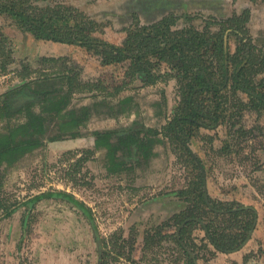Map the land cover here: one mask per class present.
<instances>
[{
	"label": "rangeland",
	"instance_id": "374dc122",
	"mask_svg": "<svg viewBox=\"0 0 264 264\" xmlns=\"http://www.w3.org/2000/svg\"><path fill=\"white\" fill-rule=\"evenodd\" d=\"M29 3L39 7H73L97 22L95 35L116 43L139 21L161 18L160 11L163 15L174 10L179 16L178 27L205 28L209 19L213 21L211 16H231L248 9L250 34L254 43L264 49V0H29ZM65 66L76 67L85 81H96L99 77H104L107 83L113 81L112 72L103 68L98 57L85 48L36 39L19 29L11 16L0 14V96ZM263 76L264 69L259 73L260 78ZM145 78L137 76L120 93L110 86L105 90L98 85L90 87L93 91L87 85V89H78L70 102L71 108L93 105L103 98L111 104L94 109L81 123L79 135L47 137L40 146L3 165L0 264H101L103 238L111 243V239L120 237L130 241L125 243V254L119 260L108 258L113 264H187L171 239H163L160 245L146 251L142 249L149 229L186 206L174 192L188 186L192 174L187 155L166 130L180 104L178 84L167 76L153 84ZM96 89L103 95L94 96ZM128 94L133 99L119 104V99ZM243 114V124L255 128L254 133L239 136L224 124L194 135L191 148L204 160L209 193L215 198L255 207L257 223L243 246L226 254L215 248L204 229L195 227L197 246L193 250L198 255L195 264H264V110L261 114L249 111ZM19 116L11 122L24 118ZM9 120L0 118V131L6 130ZM136 123L157 130L156 135L151 134L156 139L153 153L138 164L128 158L135 165L121 169L113 165L111 152L97 145L94 131L131 127ZM56 128L50 133L56 134Z\"/></svg>",
	"mask_w": 264,
	"mask_h": 264
},
{
	"label": "trees",
	"instance_id": "16d2710c",
	"mask_svg": "<svg viewBox=\"0 0 264 264\" xmlns=\"http://www.w3.org/2000/svg\"><path fill=\"white\" fill-rule=\"evenodd\" d=\"M249 12L247 9L231 16L214 15L207 27L200 28L178 27L179 16L171 10L152 22L139 21L116 43L95 35L97 22L73 7H39L29 0H0V14L11 16L19 29L39 40L85 48L113 76L111 83L104 77L85 81L76 67L65 66L56 72H45L0 96V118L10 119L6 130L0 131V177L5 163L40 146L47 137L79 135L81 123L94 109L111 104L103 98L93 105L71 108L70 102L78 89H87V85L93 91L90 87L98 85L103 90L110 86L122 92L139 75L146 77L149 84L167 76L178 84L180 104L166 130L187 155L192 174L188 186L174 192L186 206L149 229L142 249L146 251L160 245L163 239H171L182 251L180 258L186 259L187 264H195L198 256L193 250L197 246L193 236L195 227L204 229L219 251L240 249L255 229L258 212L241 201L223 200L209 193L206 165L191 148V140L204 129H216L224 124L239 136L254 133L255 128L243 124V113L261 114L264 110V76L259 77L264 69V49L254 43L250 34ZM100 95L102 91L96 89L94 96ZM132 99L130 94L125 95L119 104ZM18 115L24 118L11 122ZM54 127L56 134L50 133ZM152 133L156 135L157 130L136 123L131 127L96 129L94 136L97 145L111 152L113 165L122 169L132 168L153 153L156 139ZM128 158L136 161L135 164L131 165L134 162ZM119 239H111L109 243L103 238L101 264H113L109 257L116 261L125 254V243L130 240Z\"/></svg>",
	"mask_w": 264,
	"mask_h": 264
},
{
	"label": "crops",
	"instance_id": "0c3cea01",
	"mask_svg": "<svg viewBox=\"0 0 264 264\" xmlns=\"http://www.w3.org/2000/svg\"><path fill=\"white\" fill-rule=\"evenodd\" d=\"M152 10H155V9L153 8ZM159 14H160V16H163V15H164V14L162 15V11H160ZM159 14H158V15H159ZM151 19H152V18H151ZM153 19H154V18H153ZM158 19H159V18H158ZM155 20H157V19H155ZM153 21H154V20H153ZM148 22H149V21H146V22H144V23H148ZM150 22H151V21H150ZM223 254H226V253H223Z\"/></svg>",
	"mask_w": 264,
	"mask_h": 264
}]
</instances>
